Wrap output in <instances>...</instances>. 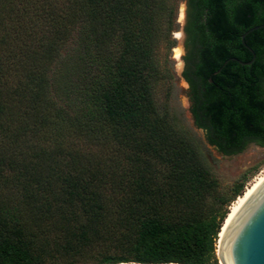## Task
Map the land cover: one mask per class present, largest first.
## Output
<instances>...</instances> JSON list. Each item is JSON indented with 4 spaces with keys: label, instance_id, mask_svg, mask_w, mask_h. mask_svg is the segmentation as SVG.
I'll return each mask as SVG.
<instances>
[{
    "label": "trees",
    "instance_id": "1",
    "mask_svg": "<svg viewBox=\"0 0 264 264\" xmlns=\"http://www.w3.org/2000/svg\"><path fill=\"white\" fill-rule=\"evenodd\" d=\"M186 5L195 124L226 155L264 145V27L244 37L251 64L231 59H251L241 34L264 0ZM172 14L167 0H0V264H218L226 211L209 198L226 199L152 93Z\"/></svg>",
    "mask_w": 264,
    "mask_h": 264
},
{
    "label": "rangeland",
    "instance_id": "2",
    "mask_svg": "<svg viewBox=\"0 0 264 264\" xmlns=\"http://www.w3.org/2000/svg\"><path fill=\"white\" fill-rule=\"evenodd\" d=\"M187 0H167V7L172 8L173 14L171 20L163 19L160 23L162 27H168L164 30L163 38L155 51V58L160 69L159 77L153 82V98L160 112H167L174 125L182 131L194 144L200 157L207 168L213 173L218 181V194L225 202L209 200L215 204L216 208L226 211L229 210L231 202H227L234 196L236 184L243 182L244 188L250 184L258 174L264 171V145L256 142H249L243 150L226 155L221 153L210 145L204 132L197 128L190 113L189 108V88L188 84L182 77L184 68L183 57L185 49L184 25L186 21ZM183 6V15L179 18L180 8ZM76 47L75 39L70 41L67 53L70 58H75L74 48ZM181 49L179 60L173 57L174 48ZM213 200V201H212ZM217 247V241H216ZM216 254V252H215ZM217 257V254H216ZM65 257L51 259L52 263L62 264ZM101 259L96 253L85 254L78 258V264H95ZM218 264H220L217 257ZM124 263H135L133 261Z\"/></svg>",
    "mask_w": 264,
    "mask_h": 264
},
{
    "label": "water",
    "instance_id": "3",
    "mask_svg": "<svg viewBox=\"0 0 264 264\" xmlns=\"http://www.w3.org/2000/svg\"><path fill=\"white\" fill-rule=\"evenodd\" d=\"M261 27H264V23L246 30L241 35L242 43L253 54L251 60L240 61L241 64H250L254 59V52L246 45L244 36ZM216 254L220 264H264V179L246 198L241 208L236 211V215L226 225L221 237L218 233ZM167 264L179 263L170 262Z\"/></svg>",
    "mask_w": 264,
    "mask_h": 264
},
{
    "label": "bare ground",
    "instance_id": "4",
    "mask_svg": "<svg viewBox=\"0 0 264 264\" xmlns=\"http://www.w3.org/2000/svg\"><path fill=\"white\" fill-rule=\"evenodd\" d=\"M183 15V6L180 8V13H179V18H181ZM181 56V49L180 48H174V54L173 57L176 60H179ZM264 179V171L260 174H258V176H256V178L250 183L248 184L243 192L238 195L229 205V210L224 218V221L222 223V227L219 231V237L222 236V233L224 232L226 225L233 219V217L236 215V211L239 210L242 206V204L244 203V201L246 200V198L254 191V189L259 185V183ZM122 264V263H120ZM129 264H136V263H129ZM167 264V263H166Z\"/></svg>",
    "mask_w": 264,
    "mask_h": 264
},
{
    "label": "flooded vegetation",
    "instance_id": "5",
    "mask_svg": "<svg viewBox=\"0 0 264 264\" xmlns=\"http://www.w3.org/2000/svg\"><path fill=\"white\" fill-rule=\"evenodd\" d=\"M259 24H263V23H259ZM259 24H257V25H259ZM254 26H256V25H254ZM254 26H252V27H254ZM252 27H250V28H252ZM249 28V29H250ZM261 28H263V27H261ZM257 29H259V28H257ZM248 30V29H247ZM256 30V29H255ZM252 31H254V30H252ZM252 31H250V32H252ZM249 32V33H250ZM243 34V33H242ZM241 34V35H242ZM248 34V33H247ZM246 34V35H247ZM245 37V36H244ZM245 41V40H244ZM241 42H242V38H241ZM246 43V42H245ZM243 44V43H242ZM244 45V44H243ZM246 45L248 46V47H250L251 49H252V51L254 52V59H255V57H256V53H255V51H254V49H253V47L252 46H250L249 44H247L246 43ZM248 49V48H247ZM249 50V49H248ZM250 51V50H249ZM251 52V51H250ZM251 54H252V52H251ZM253 58V54H252V57H251V59ZM231 59H234V60H237L239 63H240V61L241 60H239V59H237L236 57H231ZM250 59V60H251ZM253 59V60H254ZM184 61V60H183ZM249 61V60H248ZM242 62H247V61H242ZM253 62V61H252ZM251 64V63H250ZM243 65V64H242ZM184 69V68H183ZM183 71V70H182ZM183 77V76H182ZM184 78V77H183ZM185 80V79H184ZM186 81V80H185ZM209 81H210V78H209ZM186 83L188 84V82L186 81ZM188 88H189V101H190V106H189V110H190V113H191V116H192V119H193V123H194V125L197 127V128H199V129H201L203 132H204V135H205V129L204 128H202V127H200V126H197L196 124H195V118H194V114H193V111H192V107H193V102H192V98H191V95H190V86H189V84H188Z\"/></svg>",
    "mask_w": 264,
    "mask_h": 264
}]
</instances>
